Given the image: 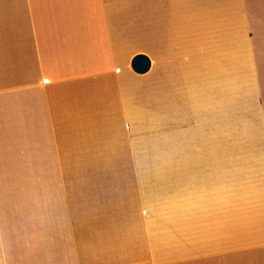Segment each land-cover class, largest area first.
I'll return each mask as SVG.
<instances>
[{
	"label": "crops",
	"instance_id": "1",
	"mask_svg": "<svg viewBox=\"0 0 264 264\" xmlns=\"http://www.w3.org/2000/svg\"><path fill=\"white\" fill-rule=\"evenodd\" d=\"M262 60L264 0H0V264H264Z\"/></svg>",
	"mask_w": 264,
	"mask_h": 264
},
{
	"label": "rangeland",
	"instance_id": "2",
	"mask_svg": "<svg viewBox=\"0 0 264 264\" xmlns=\"http://www.w3.org/2000/svg\"><path fill=\"white\" fill-rule=\"evenodd\" d=\"M127 2L133 3V0H127ZM132 16H133L132 13H131V15L129 13H127V18L132 19ZM141 50H142V53L147 54V55H149L151 53L150 52L149 28L148 27H145L142 29ZM154 60H155V58H154ZM262 70H263V81H264V60H262Z\"/></svg>",
	"mask_w": 264,
	"mask_h": 264
},
{
	"label": "water",
	"instance_id": "3",
	"mask_svg": "<svg viewBox=\"0 0 264 264\" xmlns=\"http://www.w3.org/2000/svg\"><path fill=\"white\" fill-rule=\"evenodd\" d=\"M132 67L138 73H146L150 68V59L146 55H137L132 61Z\"/></svg>",
	"mask_w": 264,
	"mask_h": 264
}]
</instances>
